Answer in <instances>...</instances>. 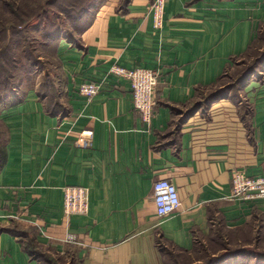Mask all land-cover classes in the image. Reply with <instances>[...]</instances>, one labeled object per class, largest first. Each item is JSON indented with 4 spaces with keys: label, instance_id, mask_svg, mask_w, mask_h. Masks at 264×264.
I'll return each instance as SVG.
<instances>
[{
    "label": "crops",
    "instance_id": "crops-1",
    "mask_svg": "<svg viewBox=\"0 0 264 264\" xmlns=\"http://www.w3.org/2000/svg\"><path fill=\"white\" fill-rule=\"evenodd\" d=\"M151 3L111 0L78 37L53 41L47 91L35 65L32 82L0 88V264H169L203 251L209 264H264V199L232 195L233 171L264 176V66L207 103L264 33V0H167L159 29ZM0 63V78L11 63L6 78H26L16 53ZM118 66L159 71L151 122ZM87 81L103 82L91 101ZM159 178L182 202L164 219ZM78 186L89 210L67 220L65 189Z\"/></svg>",
    "mask_w": 264,
    "mask_h": 264
},
{
    "label": "rangeland",
    "instance_id": "rangeland-1",
    "mask_svg": "<svg viewBox=\"0 0 264 264\" xmlns=\"http://www.w3.org/2000/svg\"><path fill=\"white\" fill-rule=\"evenodd\" d=\"M111 0H3L0 1V56L3 52H11V55H18L22 63V74L26 78L9 79L14 73L13 67H7L3 72L5 77L0 78V88L3 86L21 85L22 82L29 83L35 75L27 78L28 70H33L35 65L36 82L40 88L52 87L50 75L44 76L43 71L51 70L53 67L52 56L54 49L51 47L53 36L70 38L78 37L95 18L97 10L109 3ZM126 0H120V3ZM58 29V31H57ZM16 31V36H14ZM19 32V34L17 33ZM8 34L9 37L6 35ZM56 38V37H55ZM16 39V45H15ZM11 40V43H7ZM10 46L12 49H10ZM13 50V51H11ZM264 51V33L254 43L246 54L242 64H234L228 70V78L224 82H230L229 88L240 86L238 82L243 78L246 70L253 68L257 57ZM29 58L31 63L26 62ZM2 64V63H0ZM4 65V64H3ZM9 65H13L12 63ZM1 71V70H0ZM255 70V76H258ZM40 75V76H39ZM250 75L249 79L255 76ZM259 77V76H258ZM226 88V87H225ZM49 92V90H48ZM237 91H234L232 98L235 100ZM55 96V95H54ZM237 100V99H236ZM208 103V102H207ZM206 103V104H207ZM202 107L209 109L208 104L203 102ZM204 105V106H203ZM203 251V250H202ZM208 252H202L193 258L201 259L203 264L215 263L217 258H211ZM192 257L174 254L169 264H192Z\"/></svg>",
    "mask_w": 264,
    "mask_h": 264
},
{
    "label": "built area",
    "instance_id": "built-area-1",
    "mask_svg": "<svg viewBox=\"0 0 264 264\" xmlns=\"http://www.w3.org/2000/svg\"><path fill=\"white\" fill-rule=\"evenodd\" d=\"M167 0H152L150 13L156 29L162 28L166 12ZM113 72L126 77L132 89L133 105L145 122H151L155 113L156 90L160 83L159 71L140 66L129 70L123 67H114ZM102 81H87L82 83L79 91L89 101L98 94ZM83 144L91 145V133L86 131ZM232 195L241 200L264 199V176H248L244 171L232 172ZM154 198L156 213L160 219L175 214L181 207V198L178 187L168 178H159L154 183ZM90 206V191L86 187H68L64 194V215L67 220L73 214H85ZM67 242H76L77 236L69 233Z\"/></svg>",
    "mask_w": 264,
    "mask_h": 264
},
{
    "label": "trees",
    "instance_id": "trees-1",
    "mask_svg": "<svg viewBox=\"0 0 264 264\" xmlns=\"http://www.w3.org/2000/svg\"><path fill=\"white\" fill-rule=\"evenodd\" d=\"M128 1H129V0H126V2H128ZM57 31H58V29H57ZM17 33L19 34V32H17ZM14 36H16V31H14ZM55 37H56V38H55ZM53 38H54V39H53L52 41H55V40L59 39V38L57 37V34L54 35ZM15 40H16V39H15ZM8 52H9V51H8ZM8 52H3L2 55H5V54L8 53ZM15 66H16V65H12V66L9 65V67H15ZM263 66H264V51L262 52V54H260L259 57H257V60L255 61L252 70H251V69H248V70H246V71L244 72V74H243V78L238 82V84H239L240 86H237V87H242V86H244V85L247 83V81H249V77H250V75L253 76V75L255 74V70L257 69V70L259 71V68H260V67H263ZM6 69H7V68H6ZM229 86H230V85L226 86V88H225L222 92L213 95L212 98H209V99L207 100V102L209 103V102L215 101V100H217V99H220L221 97H224V95H226L228 91H231V90H233V89L236 88V87L229 88ZM198 106H199V105H198ZM200 106H201V105H200Z\"/></svg>",
    "mask_w": 264,
    "mask_h": 264
}]
</instances>
